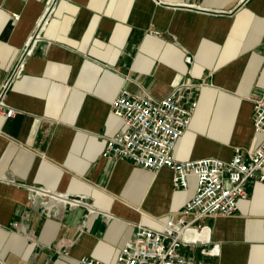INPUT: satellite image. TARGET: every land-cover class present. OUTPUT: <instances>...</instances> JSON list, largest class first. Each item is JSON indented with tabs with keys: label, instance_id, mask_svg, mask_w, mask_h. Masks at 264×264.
<instances>
[{
	"label": "crops",
	"instance_id": "crops-1",
	"mask_svg": "<svg viewBox=\"0 0 264 264\" xmlns=\"http://www.w3.org/2000/svg\"><path fill=\"white\" fill-rule=\"evenodd\" d=\"M177 87L197 101L177 161L255 151L264 140L252 121L264 98V0H0V93L17 112L0 116V264H113L137 225L182 217L194 177L174 189L168 168L101 156L124 128L112 101L159 100ZM30 187L84 205L44 212ZM245 189L234 215L194 224L206 235L182 248L185 257L264 264V184Z\"/></svg>",
	"mask_w": 264,
	"mask_h": 264
},
{
	"label": "built area",
	"instance_id": "built-area-1",
	"mask_svg": "<svg viewBox=\"0 0 264 264\" xmlns=\"http://www.w3.org/2000/svg\"><path fill=\"white\" fill-rule=\"evenodd\" d=\"M30 49L31 46L26 54ZM20 67L16 75L20 74ZM196 107L197 101H187L181 87L159 100L122 93L112 101L110 113L122 121L124 128L106 139L103 158L126 160L152 172L168 168L173 174L174 189L185 190L189 177L196 181L195 193L185 203L182 217H169L159 229L137 225L133 237L118 251L113 264H213L192 261L181 252L183 247L201 241L200 235L205 238L206 228L194 224L206 218L234 215L238 201L247 197L245 184L248 181L264 184V140L251 153L236 149L229 161L206 157L180 162L173 157L175 144L189 129ZM16 114L5 103L1 92L0 116L12 119ZM252 121L254 132L264 136V98L255 102ZM29 192L31 199L41 198L43 211L48 213L50 205L71 208L84 205L81 199L50 193L40 187H30ZM184 216H190L191 220L186 221ZM188 232H195L196 239H185ZM77 264L104 263L84 257Z\"/></svg>",
	"mask_w": 264,
	"mask_h": 264
}]
</instances>
